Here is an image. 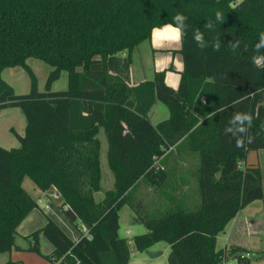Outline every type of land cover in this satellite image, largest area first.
<instances>
[{"label": "trees", "instance_id": "obj_1", "mask_svg": "<svg viewBox=\"0 0 264 264\" xmlns=\"http://www.w3.org/2000/svg\"><path fill=\"white\" fill-rule=\"evenodd\" d=\"M177 13L187 17L178 87L167 83L166 70L131 84L133 50L153 29L174 24ZM209 20L213 29L205 27ZM197 30L203 49L194 38ZM261 32L264 0H0V112L19 107L26 117L24 135L13 130L20 146L0 145V253L17 247L18 227L39 208V197L23 186L28 177L42 193L55 188L67 219L92 236L81 227L73 239L48 217L26 238L29 250L41 255L40 237L48 239L53 251L46 257L53 264H128L131 245L119 234L125 204L147 229L134 237L136 250L166 241L169 264H224L233 258L251 264L264 258V250L238 245L217 249L229 222L264 200L262 169L248 160L250 152L264 149V64L252 60ZM30 57L53 67L45 91ZM17 66L30 76L27 94H17L2 76ZM63 70L68 86L55 91ZM157 102L170 114L154 124L149 113ZM101 129L114 184L99 201ZM237 140L244 146L237 147ZM173 148L198 155L201 202L188 210L175 195L178 200L172 197L175 203L164 211L144 214L130 193L142 180L151 186L166 180L168 167L160 160Z\"/></svg>", "mask_w": 264, "mask_h": 264}, {"label": "rangeland", "instance_id": "obj_2", "mask_svg": "<svg viewBox=\"0 0 264 264\" xmlns=\"http://www.w3.org/2000/svg\"><path fill=\"white\" fill-rule=\"evenodd\" d=\"M175 40L179 42V40L174 39V43ZM139 50L141 52L139 60L143 68L140 70L144 73V75H147L145 73H149V71L153 69L154 65L160 64L162 56H159L157 52H155L152 57L149 42L141 45ZM28 63L37 76L39 90L45 91L46 81L53 67L47 62L35 57H30L28 59ZM181 63L182 58L177 55L175 64L179 65ZM2 76L4 80H6L14 88L17 94H27L30 92L31 79L28 72L24 68L20 66L6 68L3 71ZM67 86L68 73L63 70L60 78L54 82L52 89L60 91L65 90ZM159 105L163 108L164 114L162 111V113L158 112L156 115H152L150 118L152 121H158L162 117H166L168 113L166 105L161 102ZM25 126L26 117L19 107L6 108V110L0 115V145L7 149L19 147L20 142L13 130L17 134L24 135ZM98 135L101 140L100 160L102 170V189L95 193V197L100 201L103 199L105 191L113 187L114 175L108 163V141L104 130L101 129ZM255 152L256 151L251 152L250 158L254 155L257 157ZM181 155H183V151H181ZM170 156L174 157V153ZM195 156L196 157L192 159V161H188L187 163L190 167H184L183 170H179V173L176 172L175 169L171 170L167 168V178L166 180L160 182L158 186H151L147 180H142L137 183L130 193V201L136 205V209L142 208L141 211L148 215H154L164 211L167 206L172 205L173 202L175 203L172 197L176 199L175 192L178 189L179 184L182 182L183 176H186L189 179L191 178V191L193 193L192 197L195 203L184 206L188 210H195L201 202L198 179L195 172L199 166V158L197 154H195ZM255 161H257L260 165L264 176V150L259 152L258 158ZM181 162L182 161H180V163ZM23 186L31 195L35 197H39L44 194L28 177L25 178ZM51 196V199L55 202L54 205L57 206V203L60 205V198H57L54 194ZM41 202L42 205L45 206L46 203L42 200ZM136 213V210L130 204L123 205L119 212V234L120 236L127 238L131 245V258L128 264H169L168 256L171 248L170 244L166 241L158 242L149 248L152 252H161V254L157 257H150L146 251L139 252L136 250L134 246V237L147 231L146 227L135 219ZM24 229L26 228H23L22 230ZM127 230L129 232H126ZM235 245L254 251L264 250V200L255 201L242 209L238 215L231 222H229L225 230L218 235L217 249L225 247L230 248ZM231 261L234 264L237 263L236 258L231 259ZM251 264H264V258L258 260L254 259Z\"/></svg>", "mask_w": 264, "mask_h": 264}, {"label": "crops", "instance_id": "obj_3", "mask_svg": "<svg viewBox=\"0 0 264 264\" xmlns=\"http://www.w3.org/2000/svg\"><path fill=\"white\" fill-rule=\"evenodd\" d=\"M165 26V25H164ZM163 27H158L155 29H163ZM166 36L167 38H163ZM173 40V42H172ZM150 45V51L153 54L157 52V54L161 57L160 64L154 65L153 69L149 71V73H145L147 75H144L140 69H143L139 60V57L141 55V52L139 50L140 46L144 43H148ZM177 42V43H176ZM154 43L156 46H154ZM181 49V41L179 39V42L172 38L170 33H162L161 35H155L152 33L151 38L148 40H145L140 45H138L132 52V64H131V84H137L144 80L152 79L154 76L155 71L157 70H166V81L167 83L172 86L173 88H177L180 82V76L181 71L183 70V57L180 53ZM128 50H124L122 55H128ZM181 56L182 63L179 65L175 64L176 57ZM154 64V63H153ZM160 102H157L153 108L151 109L149 113V117L151 118L152 115H156L158 112L163 111V108L159 105ZM6 109L2 110L0 112V115L5 111ZM167 113V112H166ZM165 113V114H166ZM169 110L166 115V117H162L158 121H152L154 124L166 119L169 117ZM264 149H260L255 152L257 154V157L255 155L250 158L251 152L248 154V160L249 162L257 163L255 161L258 158L259 152ZM108 152V151H107ZM174 153V157L170 156ZM195 153L186 151L183 153V155L176 152V149L173 148L171 151L168 152V154L163 157L160 161H166L167 167L171 170H174L179 173V170H183L184 167H190L187 165L188 161H192L194 159ZM181 159V160H180ZM180 161H182L180 163ZM180 165L178 166V164ZM190 164V162H189ZM184 165V166H182ZM196 172V171H195ZM263 183H264V176H263ZM180 188V189H179ZM192 189V183L191 178L189 179L186 176H183L182 182L179 184L178 189L175 192V195L182 201H184L186 204H193L195 203L193 200V193L191 191ZM42 196H39L38 204L39 208L34 209L27 217L26 219L21 223V225L18 227L17 236H16V244L17 247L13 248L9 252H3L0 253V264H5L9 261L15 262V264H53L46 256L49 255L53 251V245L51 242L46 239L44 236L41 235L40 237V247H41V254H38L34 251L29 250V246L31 244V239L26 238L27 235L32 233L35 230H38L42 228L48 221V217L53 219L71 238L77 239L81 232V227H83L80 223L74 224L70 222L67 217L64 215L63 211L60 209L58 203L57 206H55V202L51 199V195L54 194V196H57L59 198V193L55 188H52L46 192H43ZM192 199V201H191ZM42 201H44L46 204L45 206L42 205ZM53 204V205H52ZM46 206L48 208H46ZM23 228H26L22 230ZM83 231V228H82ZM126 232H129L128 230Z\"/></svg>", "mask_w": 264, "mask_h": 264}, {"label": "clouds", "instance_id": "obj_4", "mask_svg": "<svg viewBox=\"0 0 264 264\" xmlns=\"http://www.w3.org/2000/svg\"><path fill=\"white\" fill-rule=\"evenodd\" d=\"M186 19H187L186 16H184L183 14L177 13L173 17L174 24L165 25L163 29H153L154 36L155 35H161L162 33H164V34L170 33L173 39H177V40L182 39L183 36L186 35L187 26L184 23L186 21ZM216 19L219 22H223V20H224L223 14L221 12L217 11L216 12ZM205 27L207 29H213L212 21L209 20L205 24ZM259 37H260V43L255 46V50H256L257 54L252 57L253 63L256 66H260L261 64H264V54L260 53L261 47H264V32H261ZM163 38H167V37L164 36ZM194 38L198 42L199 47L201 49H203V48H205L207 46L205 43L202 42L203 41V34L200 33L199 30L196 31ZM220 43L221 42H220L219 38H217V41H216V43L214 45V49L215 50H219ZM238 44H239V42L237 41L236 43L231 45L233 50H235L236 47H238ZM154 46H156L155 43H154ZM244 115H245V118H247L249 120L252 119V117L249 114L245 113ZM234 118L237 119V120L240 119L241 118V114L240 113H235L234 114ZM236 146L237 147H243L244 146L243 141L237 140Z\"/></svg>", "mask_w": 264, "mask_h": 264}, {"label": "built area", "instance_id": "obj_5", "mask_svg": "<svg viewBox=\"0 0 264 264\" xmlns=\"http://www.w3.org/2000/svg\"><path fill=\"white\" fill-rule=\"evenodd\" d=\"M46 208H48V207L46 206ZM82 228H83V232H84L86 235H88V238H89V239H91L92 236H91V234L89 233V231H88L84 226H83ZM224 264H234V263H232V261L229 260V261H225Z\"/></svg>", "mask_w": 264, "mask_h": 264}, {"label": "water", "instance_id": "obj_6", "mask_svg": "<svg viewBox=\"0 0 264 264\" xmlns=\"http://www.w3.org/2000/svg\"><path fill=\"white\" fill-rule=\"evenodd\" d=\"M146 253L150 256V257H157L161 254V252H152L149 249L146 250Z\"/></svg>", "mask_w": 264, "mask_h": 264}]
</instances>
